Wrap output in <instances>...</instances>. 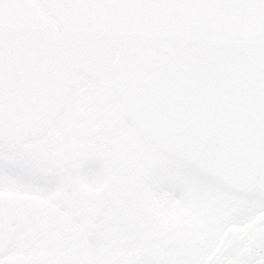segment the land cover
Returning <instances> with one entry per match:
<instances>
[{"label": "water", "instance_id": "obj_1", "mask_svg": "<svg viewBox=\"0 0 264 264\" xmlns=\"http://www.w3.org/2000/svg\"><path fill=\"white\" fill-rule=\"evenodd\" d=\"M111 50L99 109L113 94L155 149L225 191L264 200V0H0V141L41 136L74 74H105ZM55 156L66 163L76 153L66 146ZM1 207L3 253L12 234L3 197Z\"/></svg>", "mask_w": 264, "mask_h": 264}, {"label": "rangeland", "instance_id": "obj_2", "mask_svg": "<svg viewBox=\"0 0 264 264\" xmlns=\"http://www.w3.org/2000/svg\"><path fill=\"white\" fill-rule=\"evenodd\" d=\"M77 80L78 83L77 87L75 88L76 90L72 96H70L65 111L56 120L54 127L50 130L49 134L46 137L37 139L31 143H24L18 147L14 146L16 149L12 147V149H14L13 152L19 156V161L39 164L41 171H43L41 174L39 172H35L34 170H31L29 173L38 181L35 182L32 178L29 180L27 178L20 177L21 175H15V177L10 178V174H7L10 172L9 168L7 170L4 167L7 162L5 158L1 156L0 162L2 163V166H0V174L5 180L6 178L9 179V183L11 179L14 178V184L12 188L11 185H7V182L4 181V183L0 184V190L14 195L12 197L16 199L15 210L17 211L18 216L30 218L37 215L38 207H35V203L32 201L31 197H33L35 201L38 202L44 200L43 198L49 199L50 201L53 200L55 191H43L44 186L40 184L43 182V178H40L43 177L45 171L46 173H51V175L66 171V169H63L55 162L52 152L56 146L59 145V143L71 142L79 145V149L81 148L80 154L82 153V155L80 161L77 162L76 165L69 167V171L79 169V165L83 163L84 158H87L86 156L89 155L88 152L90 151L97 155L98 160L102 159L105 161V168L108 169L111 167L110 170H112L113 174L116 173L114 182L123 184V178L128 177L129 180L127 182V190H130L131 192V194H129V198L131 197V202L134 206L138 205L136 210L142 212H138L141 216V221H144L143 214L146 213L144 196L147 202L150 200H155L156 203L153 201L149 204L151 210L154 212L156 211L160 217L167 218V215L171 214L169 204L172 206L174 201L171 200L170 197L167 199L166 197L163 198V196L162 198L156 197L155 199H152L154 190L150 186V181L141 180L140 183H136L135 180L137 177L142 178L145 176L143 173H145L146 170H149L150 163L154 161L153 157L158 156L157 153L140 141L133 132L130 133L126 124L122 123L119 125L117 123L114 133H112L111 136H107L105 132H98L97 125L100 123L101 118L94 113V93L91 88L93 83L80 81L79 78ZM114 101L115 100L108 101V107H116V103L115 105L113 104ZM116 110L118 111L119 109ZM128 158H130L132 161H128V165H125L124 163L119 164L117 162L120 159L121 161L128 160ZM16 181L17 183H15ZM156 182L159 184L158 181ZM156 187L159 189L161 188L160 186ZM194 190L196 193L194 199H205L203 189L194 188ZM132 193L143 195V200ZM220 196L224 197L225 195L220 194ZM226 198L229 200H237L230 197ZM131 219L135 222L137 215ZM149 220L150 219L146 218L145 222L140 226V231L142 230L144 233L137 235L135 241L132 239V241L130 240L131 242H128L127 240L118 239V241H113V243H111L107 248L103 249V247L108 243L103 244L102 247L98 245V243L96 244V241L94 240L96 238L93 237L95 234L86 233L90 232V229H81L84 226L83 222L76 226L70 225L65 221H63L64 224H62L57 220L56 224V221L54 223L52 221L50 222L46 217L43 222L46 224L45 228L48 232L45 231L40 234H49V238L51 240H49L50 245L48 246V252H46V254L44 252L43 254V252L36 253L33 251L35 256L30 257L33 260H29V263L170 264V260H172L174 257L173 255H168V252H170L169 249L173 248L172 245L167 246L168 244L164 242V245L159 247L160 251L165 253L166 258L163 257L160 251L156 250L155 252L161 254L163 259H158L157 256H154L152 253L154 250V245L156 244V238L158 236H156L157 228L153 229L152 227L155 225H153V222H149ZM41 223L42 222L39 223L38 228L40 227ZM49 225L51 227L48 230L47 227H49ZM211 225H215V228L213 227V234L215 235L219 231L218 220H213ZM33 226H20V229L17 230L14 243L11 244L8 256H10L11 249L14 251L13 255H23L28 253L29 248L27 246H24L23 248L20 246L23 245V240H26L27 238L31 239L34 235L39 233L34 229L37 227ZM149 228H151L152 231ZM179 230L181 231L179 232ZM196 231L197 229L195 228L187 229L183 226H178L175 228L173 230V234H177V239L179 241H176V244H178V247L185 246L188 248L190 246L191 238L194 236ZM181 234H184V236L179 239ZM38 238L43 239L42 237ZM102 238L105 239V237ZM16 242L18 244H16ZM98 242L100 243L102 241ZM143 244H146V247ZM196 252L197 247L194 251L190 264L191 262H195L194 259L197 255ZM15 258H13V260L4 259L0 261V264H21L14 260ZM177 261L178 264H189V262H186V260L183 258L178 259ZM19 262H22V264L28 263L26 260H20Z\"/></svg>", "mask_w": 264, "mask_h": 264}, {"label": "flooded vegetation", "instance_id": "obj_3", "mask_svg": "<svg viewBox=\"0 0 264 264\" xmlns=\"http://www.w3.org/2000/svg\"><path fill=\"white\" fill-rule=\"evenodd\" d=\"M12 167L8 173L9 177H15V173L18 168L19 156L15 153L11 154ZM14 178L6 180L0 174V184L7 182V185L13 187ZM1 193L7 194V192L0 190ZM90 201L91 212L93 208L98 207V191L92 192ZM81 201L85 200L89 202V195H82L79 197ZM171 200L175 202L177 198L172 196ZM211 204V205H209ZM218 220L220 230L218 235L213 238L210 237V222L212 220ZM200 222H203L204 233L200 237V233L197 232L193 238H191L190 246L175 245L178 241L177 236H172L175 228L182 227L181 224L189 229ZM162 222H159L158 226L161 227ZM171 225L173 228L164 229L159 228L156 230V244L157 251H160L164 242L167 246L173 245V249L170 254L174 257L183 254L184 256L192 258L194 252V245L197 247V251L203 254V259L207 258V264H264V204L256 200H228L225 197H214L208 201L204 208H200L198 204H194L189 201L188 205L178 210L175 220ZM199 225V226H200ZM157 228V227H156ZM260 229L261 235L251 237L254 231ZM183 237L184 234H181ZM181 237V238H182ZM203 238V239H202ZM202 239V240H201ZM175 245V246H174ZM161 252V251H160ZM165 258V253L161 252ZM157 258L163 259L161 254L156 253Z\"/></svg>", "mask_w": 264, "mask_h": 264}]
</instances>
